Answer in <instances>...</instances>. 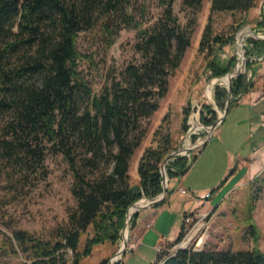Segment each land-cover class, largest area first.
I'll list each match as a JSON object with an SVG mask.
<instances>
[{
    "label": "trees",
    "instance_id": "16d2710c",
    "mask_svg": "<svg viewBox=\"0 0 264 264\" xmlns=\"http://www.w3.org/2000/svg\"><path fill=\"white\" fill-rule=\"evenodd\" d=\"M258 0H212V12L247 13ZM130 0H0V109L11 111L12 118L3 127L0 147L8 157L33 162L44 160L45 151L53 148L68 162L74 175L71 189L76 207L69 212V223L58 229L56 240L17 230L8 237L14 254H24V264H83L95 247L107 242L116 244L124 235L126 216L143 196L163 193L160 166L169 152L166 146L145 149L138 166L139 184L131 185L132 158L145 136L142 119L150 117L168 92L169 78L180 67L191 45V30L181 24L171 0H159L165 8L151 25L139 28L135 50L136 62L108 80L95 93L79 70L83 58L78 48L80 33L92 18L95 7L107 13H122ZM192 8L191 26L203 0H185ZM135 20L133 16H128ZM129 20V19H128ZM126 24L130 23L127 21ZM136 24H139L135 20ZM264 26V19L259 22ZM108 33L113 30L105 24ZM223 47L234 36L213 35L211 24L206 37ZM207 37V38H208ZM257 47L264 40L252 39ZM204 40L202 41V44ZM14 58L19 59L12 64ZM236 57L227 61L214 59L210 69L214 76L227 75ZM241 73H246L244 68ZM254 84L239 75L232 82V95L250 90ZM228 87L218 88L217 99L224 107ZM7 96V97H6ZM234 100L232 99L231 105ZM226 108V107H225ZM183 120L186 128L189 110ZM216 113L212 119H216ZM195 125L194 122H192ZM111 171L103 163H112ZM170 166L176 167L171 171ZM184 158L168 165L169 178L185 175ZM264 198V176L252 182ZM215 191V190H213ZM172 190L168 187L167 196ZM251 210L257 200L253 193ZM144 201H140L143 204ZM138 212L132 215L136 225ZM184 224L177 239L168 242L152 264H264V252L225 251L178 248L170 250L184 236ZM122 232V233H121ZM130 232V231H129ZM254 242L259 235L254 224L249 227ZM86 237L83 250H80ZM116 256L114 260L118 259ZM109 258L100 264H108Z\"/></svg>",
    "mask_w": 264,
    "mask_h": 264
},
{
    "label": "rangeland",
    "instance_id": "374dc122",
    "mask_svg": "<svg viewBox=\"0 0 264 264\" xmlns=\"http://www.w3.org/2000/svg\"><path fill=\"white\" fill-rule=\"evenodd\" d=\"M171 1L181 24L191 30V45L185 52L180 67L170 76L168 92L160 100L158 110L150 117L142 119L145 136L136 150L130 166V183L133 187H137L139 184L138 166L147 147L166 146L169 148L168 154L186 148L187 144L184 136L190 132V128L188 123H186L187 127L183 128V120L187 109L189 110L188 116L190 113L199 111V119L206 126L211 125L218 119L219 111L225 113L228 98L225 106H220L217 99V90L219 87H228L229 81L221 83V80H218L217 83H213L214 79L221 78L212 74L211 61L217 58L227 61L236 57V64L230 72L235 69L239 62L243 66L245 61L247 69L246 75L243 76L246 81H250L253 73H247H249L251 65L263 59L264 46L257 47L252 39H256L253 34L264 37V26L259 25V22L264 19V0H258L257 5L247 13L212 12V0H203L201 8L195 13L196 21L193 26H191L193 22L190 20L194 16L193 10L184 3L185 0ZM164 8L159 0H130L124 6L125 14L107 13L103 7H95L92 10L90 22L80 33L78 48L83 55L79 70L95 93L101 92L108 80L116 78L120 70L140 58V54L135 50L137 32L139 28L153 24L162 15ZM130 15L139 24H136L134 19L130 20L128 18ZM126 19L130 21L129 24L128 22L126 24ZM105 24L113 30L112 33L106 31ZM208 24H211L213 35H220L224 38L233 35V41L221 47L214 44L208 36L204 39V31ZM243 38H245V45L242 42ZM203 40L204 43L202 44ZM241 50H244V60L240 56V53L243 54ZM17 62H19L17 58L12 60V64H17ZM256 75L259 76L258 73ZM209 91L213 94V102L216 106L207 97ZM246 92L237 96L232 95V99L236 102ZM3 96L4 94L0 98ZM214 113H216V119L212 120L214 122H210ZM262 117L264 118V115ZM11 118V111L0 109V137L3 135L4 125ZM223 119L214 131L213 138L217 137L218 132H220L219 127ZM193 122L195 125L198 124L196 119ZM221 130L224 132L230 130L228 120L223 128L221 127ZM205 135H207L206 131L193 134L189 139L188 147L193 148V151L195 147L200 145L201 138H204ZM212 139L206 144L200 145L202 150L198 158L195 155L191 159L177 155L168 165L172 164L177 158H184L185 169L189 171L193 167L190 162L194 160L196 163L200 160L205 153V147L212 143ZM215 154H217V159L220 154L218 152ZM44 156V160L41 162L15 160L8 157L0 147V264H24L27 262L24 254L20 252L14 254L9 248L7 240L9 236H13L14 231H28L42 239L56 240L58 229L68 225L69 212L77 205L71 192L74 175L64 156L53 148L46 150ZM222 159H218V162L220 163ZM168 165L166 174L169 178ZM190 166L192 167L190 168ZM112 167L113 162L101 165L103 170L108 171H111ZM170 168L171 171H176V167L170 166ZM216 173L217 168H214L207 174L208 176L199 177L198 182L207 183L212 181L215 178H212V176ZM180 176L184 175L175 177ZM170 180L171 178H169L168 187H170ZM239 192L240 196L235 198V202L227 200L217 213L202 212L201 215L204 216V219L195 227V232L197 231L198 234L193 238L189 247H194L197 242L200 243L199 246H202V248L239 251L258 247L264 252L263 195L259 193L258 187L253 189L252 186L241 188ZM215 193L212 190L208 194V197L213 195V206H217L222 202L224 197L222 193L215 198ZM253 193H256L257 200L254 203V209L251 210ZM162 196L163 194L155 197L143 196L137 204L139 205L140 201H144L140 206H147L149 203L161 199ZM166 196L167 194L162 200ZM141 210L136 211L138 215ZM184 214V209H182L181 215L179 213L178 217L174 215L167 217V214L161 216L157 226L142 236L141 242L139 245L136 244L133 251L128 250L129 245L133 244L135 240L133 232L135 227H132L131 218L128 222L130 232L127 238V250L122 256L118 257V260H114V258L123 246L124 237L122 232V236L116 244L107 242L95 247L93 254L84 258L82 263L100 264L103 259L109 258V262L114 260L113 264H152L156 261L157 254L166 249L167 243L175 241L179 236ZM251 224H254L257 228L258 242H254L252 235L249 233ZM162 228H164L165 233L160 235L157 229L161 230ZM166 239L170 241H165ZM85 240L86 237H83L80 245L81 251L85 245ZM161 246L162 249L159 250ZM175 246L170 250L171 252L178 249Z\"/></svg>",
    "mask_w": 264,
    "mask_h": 264
},
{
    "label": "crops",
    "instance_id": "0c3cea01",
    "mask_svg": "<svg viewBox=\"0 0 264 264\" xmlns=\"http://www.w3.org/2000/svg\"><path fill=\"white\" fill-rule=\"evenodd\" d=\"M262 57L261 61L251 65L249 69V74L253 73L250 82L254 87L241 96L240 100L233 102L219 127L220 132L212 139V143L210 141V145L205 147L204 155L184 176L171 178L172 193L165 201L162 200L157 205L146 207L139 212L133 230L135 234L133 244L139 245L142 236L157 226L161 216L167 214V217L173 215L178 217L182 209L185 216L195 212L217 213L227 200L235 202V198L240 196L239 189L251 187L256 178L263 177L264 54ZM227 120L230 123V130L224 132L221 127L223 128ZM217 152L220 156L216 159ZM218 159L222 161L219 163ZM214 168H217V173L212 176L215 177L212 181L198 182L199 177L203 178ZM181 188L186 189L189 194H182ZM212 190L216 192L215 198L224 194L222 202L217 206H213V195L208 197ZM174 220L176 222V218ZM157 232L160 235L165 233L164 228L157 229Z\"/></svg>",
    "mask_w": 264,
    "mask_h": 264
},
{
    "label": "built area",
    "instance_id": "2783aa9c",
    "mask_svg": "<svg viewBox=\"0 0 264 264\" xmlns=\"http://www.w3.org/2000/svg\"><path fill=\"white\" fill-rule=\"evenodd\" d=\"M244 41H245V38H243V40H242L243 45H245ZM241 51L243 52V50H241ZM240 56H241V53H240ZM240 65H241V63L239 62L238 66L240 67ZM247 74H249V73H247ZM207 97L209 98L208 95H207ZM211 101L213 102V100H211ZM213 103L216 106L215 102H213ZM214 111L217 112L216 110H214ZM219 114L220 115H219L218 119L214 123H212L209 126L208 125L206 126V125L202 124V122L199 119L200 118V112L199 111H196L195 113L194 112L190 113L189 116H188V119H187V123H188V127L190 128V132L186 133V135L184 136V140H185L186 144H187V142H190V140H189L190 137L193 134L198 133L199 131H201V132L206 131V133H207V135H205L204 138H201V141H200V145L201 146H202L203 143L206 144L210 139H212L213 138V134H215L214 131L220 125V121H222V118L224 117L225 113L223 114L221 111H219ZM197 117H198V119H197ZM195 119L198 120V125L196 127L192 123L193 120H195ZM213 124H215V127H213ZM195 128H198V129L196 130ZM184 144H182V145H184ZM200 145L195 147L193 151H192L193 148H189L188 145L186 146V148L185 147L181 148L180 149V153L178 154L179 157L183 156V157H187V158L191 159L192 156L194 157V155H195L198 158L199 157V153L202 150L201 149L202 147H200ZM173 160L174 159L172 158L170 161H173ZM193 161L190 162L192 164V166L195 164V161L194 162ZM192 166H190V168ZM160 172L165 175V180L164 179L162 180V184L164 185V183H166L168 185L169 178H168V175L166 174L167 168H166V170L164 172H162V171H160ZM180 192L182 194H188V191L186 189H184V188H181ZM203 219H204V216L201 215L200 213H192V214H187L185 216L184 221H183V224H184V229H183L184 236H183V239L181 240V242H179L175 246V248H187V247H189L192 244L193 238L198 234V233H196L197 231L195 232V227L198 226L200 221L203 220ZM129 220H130V216L127 214L126 222H129ZM199 239H200V237H199ZM201 241H202V239H201ZM195 244H196V245H194L195 249H202V246L201 247L199 246L200 243L196 242ZM128 248H129L128 250L133 251L136 248V245L135 244H130ZM161 249H162V246L159 247V250H161ZM126 250H127V248H126ZM116 260H118V259H116ZM113 262H114V260H113Z\"/></svg>",
    "mask_w": 264,
    "mask_h": 264
},
{
    "label": "water",
    "instance_id": "95a60500",
    "mask_svg": "<svg viewBox=\"0 0 264 264\" xmlns=\"http://www.w3.org/2000/svg\"><path fill=\"white\" fill-rule=\"evenodd\" d=\"M253 36H254L256 39H264V37H260V36H258V35H256V34H253ZM242 53H243V54H241V58L244 60V50H243ZM243 66H244V68L247 69L246 64H245V61L243 62ZM238 69H240V67L237 65V66L235 67V69H234L232 72H229V73L227 74V75H230L231 77H230V81H229V85H228L229 95H228V100H227V104H226L225 114H226V112H227V111L229 110V108H230L231 99H232V82H233L234 78H236V77L239 76V75H246V73H245V74H244V73H240V74H237V73H236L235 76H234L233 74H234ZM225 114H224V116H225ZM223 118H224V117H223ZM223 118H222V119H223ZM213 127H215V124H213ZM179 153H180V150H176V151H173V152L169 153V154L164 158V160H163V162H162V164H161V171H162V172H164V171L166 170L169 161H170L172 158H174L175 156H177ZM162 177H163V179L165 180V175H164L163 173H162ZM167 188H168V185H167L166 183H164V185H163V193H162L163 196L161 197V199L156 200V201H153V202L149 203L147 206H140V205L137 204V202H136L133 206L136 207L137 210H140V209H144V208H146V207H150V206H155V205H157L158 203H160V202L162 201L163 197L167 194ZM123 237H124V235H123ZM126 246H127V242L124 241L123 246L120 248V250L118 251V253H117L115 256H122V255L125 253ZM109 264H113V260H111V261L109 262Z\"/></svg>",
    "mask_w": 264,
    "mask_h": 264
},
{
    "label": "bare ground",
    "instance_id": "6f19581e",
    "mask_svg": "<svg viewBox=\"0 0 264 264\" xmlns=\"http://www.w3.org/2000/svg\"><path fill=\"white\" fill-rule=\"evenodd\" d=\"M242 64L240 65V69H238L233 75L235 76V74L237 73V74H240L241 73V71L240 70H242ZM231 77V76H230ZM230 77H220L221 79H219V78H216V79H214V81H213V83H217L218 82V80H221V83L222 82H224V81H230ZM238 77V76H237ZM236 77V78H237ZM235 79V78H234ZM234 81V80H233ZM209 93V98L211 99V100H213V94H212V92L211 91H209L208 92ZM198 125V124H197ZM197 125H195V127L197 126ZM196 130L198 129V128H195ZM187 145H188V142H187ZM140 205H142V204H140ZM137 211V208L136 207H133L132 209H131V211L129 212V216H130V219H131V217H132V215L134 214V212H136ZM129 229H130V225H129V223L128 222H126V225H125V229H124V241H126L127 242V238H128V233H129ZM124 243V242H123Z\"/></svg>",
    "mask_w": 264,
    "mask_h": 264
}]
</instances>
